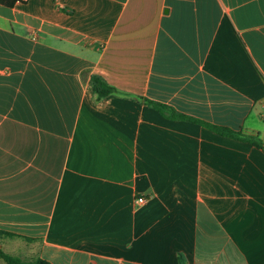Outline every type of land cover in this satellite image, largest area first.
I'll list each match as a JSON object with an SVG mask.
<instances>
[{
	"label": "crops",
	"instance_id": "obj_1",
	"mask_svg": "<svg viewBox=\"0 0 264 264\" xmlns=\"http://www.w3.org/2000/svg\"><path fill=\"white\" fill-rule=\"evenodd\" d=\"M0 251L264 264V0L0 5Z\"/></svg>",
	"mask_w": 264,
	"mask_h": 264
},
{
	"label": "trees",
	"instance_id": "obj_2",
	"mask_svg": "<svg viewBox=\"0 0 264 264\" xmlns=\"http://www.w3.org/2000/svg\"><path fill=\"white\" fill-rule=\"evenodd\" d=\"M20 1L21 0H0V5L7 7V8H11L14 6V4H16ZM91 87H92L93 95L95 96L96 100H100L102 98H105L108 95H112V94L116 93V90L113 87L109 86L105 81H103L98 76H92L91 77ZM145 103L152 106L153 108H155L163 116L168 114L169 118H171V119L188 120V118H186L180 114H176V113L171 112V110H169V108H167L163 105L152 103V102H149L146 100H145ZM197 123H199L203 127L207 128L208 130L214 132L215 134H217L221 137H226V138L233 139V140L240 141V142H246V143H249V144H251L254 147L259 148V149L263 148L262 143L255 138L246 137V136L240 134L239 132H234V131L229 130L227 128L211 126V125H208V124L200 122V121ZM0 258L6 264H49V263H47L41 259H34L31 261H23V260H20L19 258L10 256V255L5 254L1 251H0ZM178 261H179V264H185L184 260L181 257L179 258Z\"/></svg>",
	"mask_w": 264,
	"mask_h": 264
},
{
	"label": "built area",
	"instance_id": "obj_3",
	"mask_svg": "<svg viewBox=\"0 0 264 264\" xmlns=\"http://www.w3.org/2000/svg\"><path fill=\"white\" fill-rule=\"evenodd\" d=\"M136 203H137L138 205H142V204L145 203V200H144V198H137Z\"/></svg>",
	"mask_w": 264,
	"mask_h": 264
}]
</instances>
